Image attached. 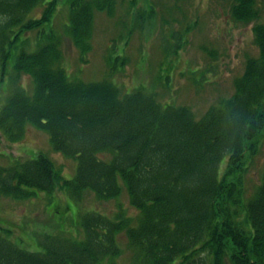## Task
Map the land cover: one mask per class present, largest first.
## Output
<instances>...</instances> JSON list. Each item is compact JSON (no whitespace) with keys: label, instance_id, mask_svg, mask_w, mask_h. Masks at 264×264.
<instances>
[{"label":"trees","instance_id":"obj_1","mask_svg":"<svg viewBox=\"0 0 264 264\" xmlns=\"http://www.w3.org/2000/svg\"><path fill=\"white\" fill-rule=\"evenodd\" d=\"M66 2V33L86 54L95 12L110 15L116 0ZM56 4L0 0V76L14 57V74L29 75L35 85L32 98L15 88L0 109V131L11 142L27 125L46 131L54 150L77 161L76 174L63 179L42 154L17 160L0 168V195L26 199L60 184L75 196L89 190L113 199L123 182L140 215L133 226L122 213H86L78 239L44 236L39 252L0 235V264H121V234L132 250L128 264H264V176L246 199L243 175L264 133V23L256 22V0H233L230 10L234 21L256 22L259 56L247 61L234 94L198 120L188 107L162 108L140 90L70 81L50 25ZM40 5V16L31 17ZM29 31L40 42L34 50L23 47Z\"/></svg>","mask_w":264,"mask_h":264},{"label":"rangeland","instance_id":"obj_2","mask_svg":"<svg viewBox=\"0 0 264 264\" xmlns=\"http://www.w3.org/2000/svg\"><path fill=\"white\" fill-rule=\"evenodd\" d=\"M232 1L116 0L110 15L95 12L86 54L66 33V0H57L50 25L61 40L60 65L70 81L107 80L122 93L140 90L154 97L162 108L188 107L198 120L211 106L234 94L235 81L245 71L247 61L259 56L253 25L264 23V0H256L260 16L250 23L233 20ZM43 9L40 5L30 16L38 18ZM36 36V31L22 35L24 49L34 50L40 44ZM13 58L0 76V109L16 87L31 98L34 93L32 77L21 74L17 78L14 74ZM259 141L243 173L246 199L264 176V133ZM39 154L53 163L63 179L75 176L77 161L54 150L46 131L27 125L23 137L12 142L0 131V168ZM101 156L111 158L108 153ZM59 185L52 193L37 191V196L26 199L0 195V235L27 251L39 252L44 236L78 239L79 222L86 213L110 219L122 213L137 225L140 213L132 206L123 182L119 196L103 200L93 191L82 190L75 196ZM119 236L122 254L117 261L128 264L132 250L126 236Z\"/></svg>","mask_w":264,"mask_h":264}]
</instances>
